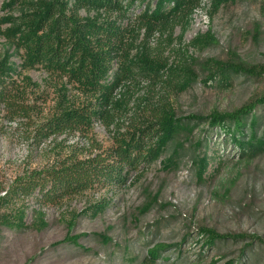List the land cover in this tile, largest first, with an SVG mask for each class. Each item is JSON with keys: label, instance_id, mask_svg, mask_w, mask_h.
Masks as SVG:
<instances>
[{"label": "rangeland", "instance_id": "rangeland-1", "mask_svg": "<svg viewBox=\"0 0 264 264\" xmlns=\"http://www.w3.org/2000/svg\"><path fill=\"white\" fill-rule=\"evenodd\" d=\"M19 1L0 0V64L14 70L9 72L17 101L30 108L25 116L0 103V264H223L241 256L246 264H264V148L254 157H242L223 130H206L202 121L172 135L147 167L131 172L119 186L93 188L56 205L23 196L2 199L31 170L68 155L86 158L97 147H110L115 137L129 136L137 120L152 122L149 108L182 121L231 112L264 97V75L233 74L229 86L203 80L207 59L264 68V0H200L148 39L143 31L133 32L121 60L135 75L140 76L147 58H159L191 69L194 76L176 79V85L131 78L114 90L109 118L94 121L84 134L41 140L36 129L44 119L85 105L96 94L41 66L23 67L18 31L31 6ZM142 9L133 7L135 14ZM263 107L255 110L257 137L264 135ZM97 201L106 206L93 216L88 208ZM17 216L23 228L1 224ZM203 227L222 235H257L262 242L252 241L243 252L248 239L208 247L199 232ZM159 245L165 247L146 262L149 250Z\"/></svg>", "mask_w": 264, "mask_h": 264}, {"label": "trees", "instance_id": "trees-1", "mask_svg": "<svg viewBox=\"0 0 264 264\" xmlns=\"http://www.w3.org/2000/svg\"><path fill=\"white\" fill-rule=\"evenodd\" d=\"M20 0V5H29L31 10L24 27L18 31V45L23 48V67H43L55 75L66 77L67 81L82 90L96 94L94 100L85 105L70 107L53 113L44 119L36 129L37 139L59 134H84L94 121L107 119L108 109L113 106V92L121 83L131 78H142L153 82H178L179 78L189 81L194 73L191 69L171 66L166 60L147 58L146 65L139 67L140 76L135 75L132 66L122 61L131 48L130 35L143 31L150 38L168 23L191 12L200 0ZM138 4L143 9L134 13ZM81 10L85 14H81ZM114 14V18L112 15ZM206 39H210L208 34ZM207 75L204 83L212 81L217 86L231 85V75L243 74L258 77L264 75L262 66H245L241 63L207 59L204 63ZM148 69V70H146ZM14 70L0 64V103L12 113L29 116V107L18 102L15 94L16 82L10 77ZM264 97L257 98L240 108L208 116H191L180 121L169 118L165 113L149 108L152 122L137 120L127 137L114 138L107 148L97 147V151L86 158L68 155L41 170H31L17 179L2 199L14 196L31 197L42 204L56 205L67 197L87 190L104 189L121 185L133 171L142 170L155 159L159 149L169 138L192 128L195 122H206V130H223L241 152V156L254 157L264 148V135L257 137L260 123L255 113L257 106H264ZM264 108V107H263ZM249 123L247 126V118ZM186 120V121H185ZM187 120L194 123L189 126ZM249 131L248 136L244 131ZM205 131V130H204ZM227 140L225 139L224 143ZM200 144V142H199ZM204 154H206L204 152ZM207 155H205L206 157ZM204 157V158H205ZM106 206L97 201L88 210L93 216ZM1 224L12 229L23 228L22 216L15 220H2ZM204 243L208 247L227 239L233 241L250 240L245 249H251L252 241L261 239L257 235L244 233L218 234L210 228H200ZM74 241V240H70ZM149 250L146 262H152L160 248ZM251 250H249L250 252ZM152 261H150V259ZM243 258V256H241ZM228 260L223 264H246L245 261ZM195 264V263H194Z\"/></svg>", "mask_w": 264, "mask_h": 264}]
</instances>
